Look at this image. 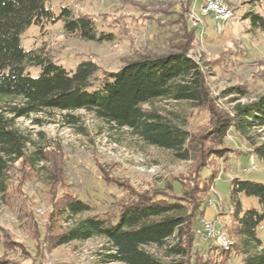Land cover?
<instances>
[{"label":"trees","instance_id":"1","mask_svg":"<svg viewBox=\"0 0 264 264\" xmlns=\"http://www.w3.org/2000/svg\"><path fill=\"white\" fill-rule=\"evenodd\" d=\"M48 1L0 0V188L3 194L11 191L13 177L23 185L25 180L40 175L42 169L38 163L46 156V150L40 147L27 154L31 139L16 125L17 118L43 111L84 109L116 126L129 127L146 142L172 149L194 163L189 171L171 175L162 184L143 191L104 176L100 186L105 197L94 203L68 193L64 212L71 226L60 233L56 245L101 236L110 243L106 262L166 264L146 247L163 246L174 236L177 242L170 246V253L180 258L172 264H228L234 254L241 255L242 264H264V246L259 237V230L264 227V212L256 207L243 210L240 200V193L257 196L264 208L263 182L232 179L234 208L232 223L226 231L232 242L230 248L214 241L205 251L193 247L196 228L200 223L203 226L204 197L221 171V159L236 150L226 146L228 131L234 129L264 162V140L258 141L252 133L264 128V94L248 102L238 101L231 110L216 106L217 97L211 95L208 71L189 54L198 37L199 24L190 16L193 0H168L153 9L139 3V20L164 28L165 42L178 49L128 59L116 71L107 70L92 59L81 60L75 69H68L41 51L24 46L22 34L30 26L44 28L59 21H63L67 30L79 31L86 39H111L109 34L98 31L97 19L77 16L68 6L56 11ZM248 17L254 26L264 30V15L251 10L244 15ZM31 66L37 68V73ZM234 92L245 97L250 88L233 87L223 95ZM158 98L190 100L195 107H207L212 120L210 129L190 131L147 105ZM19 161L27 165H17ZM47 169L51 182L61 183L60 166ZM0 264L34 263L14 259L4 252Z\"/></svg>","mask_w":264,"mask_h":264},{"label":"rangeland","instance_id":"2","mask_svg":"<svg viewBox=\"0 0 264 264\" xmlns=\"http://www.w3.org/2000/svg\"><path fill=\"white\" fill-rule=\"evenodd\" d=\"M167 1L49 0L56 11L68 6L77 16L97 19L98 31L109 34L111 39H86L79 31L67 30L63 21H59L44 28L30 26L22 34V41L27 49L41 51L68 69H75L81 60L92 59L103 68L116 71L128 59L178 49L165 42L164 28L147 25L138 18L139 3L153 9ZM205 2L193 0L190 16L199 24L198 37L189 54L208 71L211 95L217 97L216 106L231 110L238 101L248 102L264 94V30L254 26L251 17L244 18L251 10L264 15V0H224L234 11L228 21L213 12L204 14ZM30 68L37 73L35 66ZM233 87H249L250 92L245 97L239 92L223 95ZM147 105L190 131L211 127L208 108L195 107L190 100L158 98ZM16 125L31 139L27 154L39 147L46 150L45 158L38 163L42 169L40 175L25 180L23 185L13 177L14 185L11 184L7 195L0 188V255L8 252L10 257L28 263L126 264L106 262L110 243L101 236L55 244L60 233L71 226L64 212L68 193L94 203L105 197L101 187L104 176L143 191L162 184L171 175L189 171L194 163L193 159H183L172 149L146 142L129 127L116 126L84 109L43 111L17 118ZM263 129L252 132L258 141L264 140ZM226 146L236 150L221 159V171L204 197L201 221H216L227 235L234 208L232 179L239 177L264 183V162L234 129L227 133ZM17 165L27 164L19 161ZM54 165L60 166L61 183L53 184L49 178L47 168L51 171ZM208 172L206 169L205 173ZM240 200L243 210L256 207L264 212L257 196L240 193ZM202 227L200 223L196 228L193 247L205 251L213 241L219 243L212 237L205 241L207 238L198 232ZM259 237L264 246V227L260 228ZM175 242L173 236L163 246L152 244L146 248L164 263L172 264L180 258L170 253V246ZM228 264H242L241 255L234 254Z\"/></svg>","mask_w":264,"mask_h":264},{"label":"built area","instance_id":"3","mask_svg":"<svg viewBox=\"0 0 264 264\" xmlns=\"http://www.w3.org/2000/svg\"><path fill=\"white\" fill-rule=\"evenodd\" d=\"M203 13L213 12L217 17L228 21L234 16V11L224 0H206L203 6ZM263 226V225H262ZM204 238H215L217 243L225 248H230L232 242L226 235L225 231L217 226L216 221L204 220L202 229L198 230Z\"/></svg>","mask_w":264,"mask_h":264}]
</instances>
